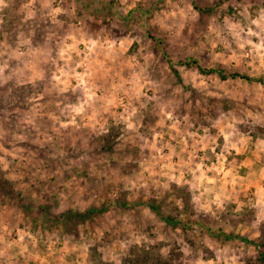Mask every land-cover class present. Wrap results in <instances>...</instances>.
Returning <instances> with one entry per match:
<instances>
[{
    "label": "rangeland",
    "instance_id": "rangeland-1",
    "mask_svg": "<svg viewBox=\"0 0 264 264\" xmlns=\"http://www.w3.org/2000/svg\"><path fill=\"white\" fill-rule=\"evenodd\" d=\"M0 173V264H264V0H0Z\"/></svg>",
    "mask_w": 264,
    "mask_h": 264
},
{
    "label": "trees",
    "instance_id": "trees-1",
    "mask_svg": "<svg viewBox=\"0 0 264 264\" xmlns=\"http://www.w3.org/2000/svg\"><path fill=\"white\" fill-rule=\"evenodd\" d=\"M6 185V180L2 177L1 173H0V190H4L9 196H12L13 195V192L11 191V189H8ZM106 208H104L102 210V212L105 210ZM155 211H157V214L167 223V224H172L171 220L170 219H166L162 216V214L160 213V211L156 208H154ZM101 211L99 209H88L86 210L85 212L83 213H75L73 214V216H75L78 220L82 219V220H85V219H89V218H92L93 215L95 213H100Z\"/></svg>",
    "mask_w": 264,
    "mask_h": 264
},
{
    "label": "crops",
    "instance_id": "crops-1",
    "mask_svg": "<svg viewBox=\"0 0 264 264\" xmlns=\"http://www.w3.org/2000/svg\"><path fill=\"white\" fill-rule=\"evenodd\" d=\"M212 264H215V263H212ZM219 264V263H218Z\"/></svg>",
    "mask_w": 264,
    "mask_h": 264
}]
</instances>
